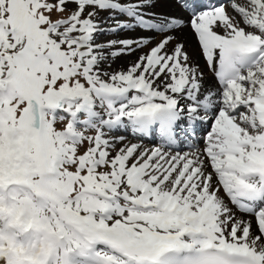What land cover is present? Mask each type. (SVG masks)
I'll return each mask as SVG.
<instances>
[{"label":"snow or ice","instance_id":"6c2138e0","mask_svg":"<svg viewBox=\"0 0 264 264\" xmlns=\"http://www.w3.org/2000/svg\"><path fill=\"white\" fill-rule=\"evenodd\" d=\"M0 264H264V0H0Z\"/></svg>","mask_w":264,"mask_h":264},{"label":"bare ground","instance_id":"6f19581e","mask_svg":"<svg viewBox=\"0 0 264 264\" xmlns=\"http://www.w3.org/2000/svg\"><path fill=\"white\" fill-rule=\"evenodd\" d=\"M160 10H167V9H166V6L162 5V8H161ZM184 36H187V37H188V42H189V45H190V47H189V51H190L191 53L195 54V51H196V49H195V43H194V41L192 40L191 35H190V33H189L188 30H185V32H184ZM124 59H128V58H124Z\"/></svg>","mask_w":264,"mask_h":264}]
</instances>
